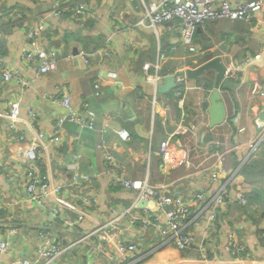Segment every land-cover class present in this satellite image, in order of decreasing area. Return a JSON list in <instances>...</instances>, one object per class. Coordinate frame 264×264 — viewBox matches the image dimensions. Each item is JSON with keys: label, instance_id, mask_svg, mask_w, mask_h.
Wrapping results in <instances>:
<instances>
[{"label": "crops", "instance_id": "obj_1", "mask_svg": "<svg viewBox=\"0 0 264 264\" xmlns=\"http://www.w3.org/2000/svg\"><path fill=\"white\" fill-rule=\"evenodd\" d=\"M81 1L88 6L83 20L73 10ZM66 6L69 10L60 12ZM141 14L132 0H0V66L15 67L30 80L27 86L13 91L12 84L0 78V114L11 99L21 101L24 118L28 119L29 108L37 113V120L31 124L21 122L27 131L25 142L0 115V241L7 243V249L0 251V264H10L14 258L32 260L42 224L53 225L62 245L69 244L82 231L103 223L136 199L135 190L113 183L114 178L106 173L103 140L114 154L123 178L144 180L148 175L152 184L165 185L169 192L186 197L204 191L212 200L222 189L231 197L209 229L210 210L200 202L193 206L188 225L196 244L184 256L155 231L131 228L120 236L138 241V251L117 262L110 263L96 252L92 255L93 239H89L68 248L55 264L84 263L88 259L97 264H201L200 246L212 261L233 262L240 259L228 249V233L235 227L251 256L264 259V122L259 97L250 96L254 85L264 83V10L254 18L252 27L226 18L200 24L195 33L198 50L191 54L182 43L179 22L154 29L139 24ZM31 28L38 29L39 40L47 50L60 56L57 66L41 76L23 60ZM243 35L248 38L238 42ZM222 41L232 45L234 60L220 51ZM80 49L89 53L101 49L102 53L85 57L79 54ZM160 50L167 56L162 64L163 76L183 74L214 56L223 57L229 73L221 85L227 114L221 124L209 125L214 71L187 77L169 92L159 93L154 103L153 85L145 79L144 63L156 61ZM258 54L260 58H255ZM247 58L253 59L242 69H233ZM110 71L118 73L117 83L96 88L95 84L106 79ZM59 84L67 88L76 110L85 113L88 108L94 112L95 126L86 128L66 121L58 139L51 140L59 116L66 111L56 101L63 94L56 90ZM120 129L128 131V140L121 139ZM40 131L46 132L48 138L43 140L39 169L48 176L50 186L69 183L64 197L85 210L77 228L67 226L65 221L75 219L73 210L63 209L53 220L54 193L48 197L47 209L27 195L25 165L17 160L16 150L28 147L33 134ZM168 138L171 165L165 166L160 147ZM218 151H224V163L231 173L240 168L243 174L220 176L212 182L211 166ZM80 192L97 194L99 202L83 203L77 197ZM241 193L250 197L255 210L250 209V202L247 208L235 203ZM151 202L153 206H148L154 209ZM109 242L115 250L116 241L109 237ZM243 257L241 261L246 260Z\"/></svg>", "mask_w": 264, "mask_h": 264}, {"label": "built area", "instance_id": "obj_2", "mask_svg": "<svg viewBox=\"0 0 264 264\" xmlns=\"http://www.w3.org/2000/svg\"><path fill=\"white\" fill-rule=\"evenodd\" d=\"M57 3V2H56ZM139 5L143 10L140 24L145 27H153L156 29L159 25H166L169 22L177 21L180 25V34L182 43L187 52H197L195 43V33L197 27L208 19L226 18L230 20L249 21L257 16L259 12L264 10V0H139ZM69 10V6L61 7L60 12ZM74 13L80 19H85L88 15V6L86 1L79 2L74 8ZM39 32L37 28H31L27 32V46L23 52V60L28 68H34L37 76H41L50 70L54 69L58 60L54 53L45 48L39 40ZM101 49L96 52H87L84 49L79 50L81 56H95ZM109 52H107L108 54ZM165 53L161 50L158 53L156 61H146L144 63L146 78L154 83V101H156V89L160 78V63L165 58ZM255 58H260L258 54ZM253 58H247L235 64L233 69H242ZM88 62V60L86 59ZM0 78H3L9 84H12V90L16 91L18 86L24 87L30 84V80L23 76L21 71L12 66H0ZM118 79L116 71H110L106 79H101L95 84L99 88L102 83H113ZM178 82L186 79L185 74H180ZM65 89V90H64ZM56 90L63 92L59 101L66 111L61 113L58 118V126L54 134L50 137L51 140H57V134L62 130L66 121L77 122L81 127L94 128L95 114L92 110L86 108V112L82 113L74 107L72 98L67 88L63 84L56 86ZM98 93V92H97ZM45 96H50L46 93ZM250 96H258L259 111L264 112V83L255 86ZM8 120V128L19 131V140L27 139V131L21 127V122L31 124L37 120V113L34 108H29L28 119L21 114V101L19 99H11L6 110L0 114ZM261 119V118H260ZM238 121V119L236 120ZM261 121L264 122L263 119ZM263 124V123H262ZM119 136L123 141L128 140L129 133L126 129L118 131ZM172 135V134H171ZM44 138H48L46 132H35L30 141V145L26 148H18L16 150V158L25 165V182L26 192L29 199L41 205L44 209L48 207V197L51 194L56 195L55 205L52 208L53 220L63 213V209H69L76 212L75 219L65 220L66 225L77 228L78 223L85 217V210H79L78 206L73 202H65L57 197L69 189V183L62 181L50 186L48 176L39 169L41 161V151ZM169 139L162 142L160 152L164 160L165 166L171 165V158L168 157L167 151L169 148ZM102 149L104 151L106 173L114 178L113 183L123 185L125 188L135 190L137 192L136 199L124 209L118 211L111 218L97 226L82 231L69 244L68 248H74L76 244L82 241L90 242L91 253L101 254L110 263L119 261L120 257L131 255L138 251V241H127L120 236L123 231H128L131 228H141L150 231H155L157 235H161L163 239H172L173 246L178 248L182 253H185L193 248L196 244L194 232L190 229L188 223L191 210L196 203L204 204L206 209H209L208 222L210 225L216 220L219 211L223 212L228 200L231 197L226 189L220 190L212 200H209L206 192L199 191L186 197L180 194L169 192L165 185H154L149 181L148 175L144 180H132L123 178L117 169L116 158L112 151L107 147L106 141L103 140ZM212 150V147L210 148ZM217 160L211 166V181L217 180L220 176H231L236 171L231 173V170L225 166L224 151H218ZM77 185V180L75 181ZM97 194L89 192H80L78 198L85 204L99 202L96 198ZM142 199L154 201L155 208L151 209L148 205L140 207L139 202ZM208 199V200H207ZM239 203L246 206L247 197L243 194H238L235 198ZM11 214V218H13ZM10 223L9 226H12ZM15 229L12 228L11 232ZM160 233V234H159ZM57 233L53 225L45 223L39 228V243L36 249L35 257L30 260L26 258H17L14 264H55L54 262L61 258L67 251L62 243L59 245L56 240ZM109 237H112L117 244V248L113 250L109 245ZM228 249L234 258L233 262L221 260L212 261L209 258L207 250L204 246L199 247L201 264H264V259H257L251 256L245 244L241 241V235L238 228H233L228 233ZM60 241V240H59ZM7 249V243L0 241V251ZM120 254V256L118 255ZM242 256L246 260L241 261ZM16 259V258H14ZM13 259V260H14ZM119 259V260H118ZM9 264V263H7ZM11 264V262H10ZM75 264H97L94 259H88L84 263Z\"/></svg>", "mask_w": 264, "mask_h": 264}, {"label": "water", "instance_id": "obj_3", "mask_svg": "<svg viewBox=\"0 0 264 264\" xmlns=\"http://www.w3.org/2000/svg\"><path fill=\"white\" fill-rule=\"evenodd\" d=\"M132 4L137 10H140V6L137 0H132ZM55 57L60 58L59 54L55 52ZM215 72L214 88L210 95V107L208 109L210 117V126L221 124L226 118V105L221 93V85L228 74V66L224 62L223 57L218 55L214 56L197 67L187 69L186 73L189 78H195L204 73ZM177 78L175 74H167L163 77V82L158 86V92H169L172 88L177 86ZM262 119H264V112H262ZM153 206L151 201L142 199L139 202V206Z\"/></svg>", "mask_w": 264, "mask_h": 264}, {"label": "rangeland", "instance_id": "obj_4", "mask_svg": "<svg viewBox=\"0 0 264 264\" xmlns=\"http://www.w3.org/2000/svg\"><path fill=\"white\" fill-rule=\"evenodd\" d=\"M256 18V17H255ZM218 20L219 19H208V20H206L205 22H203L202 24H204V23H207V24H209V23H216V22H218ZM254 18L253 19H251V20H249V21H244L245 23H247L248 24V26L249 27H252L254 24ZM232 21H236V20H232ZM248 37L247 36H242L241 37V39L238 41V42H244L246 39H247ZM253 43H256V41H255V38L253 39ZM220 51L222 52V53H224L223 55H225V57H229L230 59H235V56H234V52H233V49L231 50V48H232V45L230 46V43H229V45H228V42L227 41H222L221 43H220ZM166 56V55H165ZM166 58H167V56L161 61V63H160V78H159V81H158V84H157V89H156V101H157V95L160 93V92H158V86L161 84V82H162V79H163V73L161 72V69H162V64H163V62H165V60H166ZM237 64V63H236ZM180 74H175V76H176V78L179 76ZM187 75H186V79L184 80V81H182V82H178V79H177V84L179 85V84H182V83H184L186 80H187ZM145 79L146 80H148L147 78H146V75H145ZM148 81H150V80H148ZM151 83H152V85H153V93L155 92V86H154V83L152 82V81H150ZM117 83V81H115V82H113V83H102V84H116ZM101 84V85H102ZM177 85V86H178ZM176 86V87H177ZM96 87V86H95ZM101 87V86H100ZM99 87V88H100ZM254 88H255V85L252 87V90H251V92H253V90H254ZM98 92V91H97ZM155 95V94H154ZM178 96H181V94H179ZM154 98H155V96L153 97V101H154ZM156 101H154V103H156ZM181 102V103H180ZM179 102V104L180 105H182L183 104V102H184V100H181ZM120 130H122V129H120ZM119 130V131H120ZM27 140V139H26ZM26 140H23V142H25ZM164 142V141H163ZM170 142V141H169ZM161 145H162V143H161ZM163 162H164V160H163ZM164 164V163H163ZM63 193H60V194H58L57 195V197H59V198H61L62 200H64L65 202H70V200H67L64 196H67L68 195V193L66 192V191H62ZM80 193H78L77 195H79ZM61 195H63V196H61ZM78 197V196H77ZM96 198H98V196L96 195L95 196ZM80 200V199H79ZM248 205V202H247V204H246V206ZM118 212V211H117ZM116 212V213H117ZM253 214V213H252ZM256 215H258V214H256ZM76 218V217H75ZM97 226V225H96ZM95 227V226H94ZM160 234V233H159ZM159 238H161V239H163V237L161 236V235H159L158 236ZM163 240H167L169 243H170V245L171 246H173V240L172 239H169V238H165V239H163ZM56 242L59 244V245H61V240L59 241V240H56ZM70 244V243H69ZM69 244H63V247L66 249V250H68V247H69ZM109 244H110V242H109ZM78 246V244H76L75 245V247H77ZM175 249H177L180 253H181V255L182 256H184V253H182L178 248H175ZM243 259L245 260L246 258L245 257H243ZM16 260H18L17 258L16 259H14V260H12L11 261V264H14L15 262H16Z\"/></svg>", "mask_w": 264, "mask_h": 264}, {"label": "trees", "instance_id": "obj_5", "mask_svg": "<svg viewBox=\"0 0 264 264\" xmlns=\"http://www.w3.org/2000/svg\"><path fill=\"white\" fill-rule=\"evenodd\" d=\"M241 174H243L242 173V171H241V169H240V171H239ZM247 201H249L250 202V205H251V208L250 209H254L255 210V206H254V204L251 202V200H250V197L249 196H247ZM235 203H239V202H237V201H235ZM239 204H241V203H239ZM241 206H242V204H241ZM244 207H246L247 208V206H244ZM246 211V210H245ZM244 212V211H243ZM247 213H250L248 210H247ZM244 215H245V217H246V214L245 213H243ZM251 214V213H250ZM262 214L264 215V212H262ZM263 215H260V216H263Z\"/></svg>", "mask_w": 264, "mask_h": 264}, {"label": "clouds", "instance_id": "obj_6", "mask_svg": "<svg viewBox=\"0 0 264 264\" xmlns=\"http://www.w3.org/2000/svg\"><path fill=\"white\" fill-rule=\"evenodd\" d=\"M138 2H139V0H138ZM140 6V5H139ZM140 11H142V13H143V10L141 9V7H140ZM141 18H142V14H141ZM141 18H140V20H141ZM140 22V21H139ZM175 23L177 22V21H174ZM140 24V23H139ZM142 25V24H141ZM143 26V25H142ZM55 55V54H54ZM57 59V58H56ZM58 60V59H57ZM148 61H150V60H148ZM236 69H240V68H236ZM228 73H229V68H228ZM183 74H185V75H187L186 73H183ZM264 120V119H263ZM234 171H236V172H239L240 171V168H237V169H235ZM241 194H243V195H245L246 196V194L245 193H241ZM247 197V196H246ZM237 201V200H236ZM238 202V201H237ZM248 202V204H249V201H247ZM244 206V205H243Z\"/></svg>", "mask_w": 264, "mask_h": 264}]
</instances>
